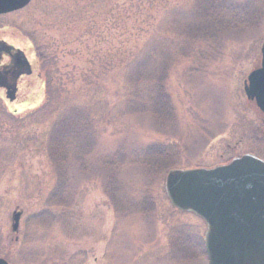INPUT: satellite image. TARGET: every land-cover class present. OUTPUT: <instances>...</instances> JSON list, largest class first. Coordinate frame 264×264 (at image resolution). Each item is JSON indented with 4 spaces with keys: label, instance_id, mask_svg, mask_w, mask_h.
Masks as SVG:
<instances>
[{
    "label": "rangeland",
    "instance_id": "374dc122",
    "mask_svg": "<svg viewBox=\"0 0 264 264\" xmlns=\"http://www.w3.org/2000/svg\"><path fill=\"white\" fill-rule=\"evenodd\" d=\"M204 1L32 0L0 15V39L25 51L33 69L16 101L0 87V257L208 264L206 224L172 204L166 178L264 152L263 124L244 90L262 58L264 0H224L216 23ZM158 83L170 118L151 111ZM75 113L85 124L65 125ZM54 137L68 147L60 156ZM156 143L175 155L151 171L146 149ZM116 153L117 163H104Z\"/></svg>",
    "mask_w": 264,
    "mask_h": 264
},
{
    "label": "water",
    "instance_id": "95a60500",
    "mask_svg": "<svg viewBox=\"0 0 264 264\" xmlns=\"http://www.w3.org/2000/svg\"><path fill=\"white\" fill-rule=\"evenodd\" d=\"M30 2L0 0V14L22 9ZM4 52L12 62L0 67V87L14 100L18 78L30 75L32 68L24 51L0 40V61ZM244 89L248 99L256 100L264 110V43L261 67L251 71ZM166 190L175 207L206 220L209 264H264V160L245 154L211 169H173L167 175ZM21 216L22 211L13 213V231L19 230ZM0 264L10 263L0 257Z\"/></svg>",
    "mask_w": 264,
    "mask_h": 264
},
{
    "label": "trees",
    "instance_id": "16d2710c",
    "mask_svg": "<svg viewBox=\"0 0 264 264\" xmlns=\"http://www.w3.org/2000/svg\"><path fill=\"white\" fill-rule=\"evenodd\" d=\"M132 1H134V0H132ZM203 5L204 6H203L202 11L206 10L207 17L210 16L212 19L211 22L214 23L215 22L214 18L216 16V15H214V12H216V10L223 11L225 9L226 3L224 2V0H205ZM210 9L212 10V12L210 11ZM217 13L218 12H216V14ZM221 15H222V18L220 19L221 21H219V25H222V28H225V27L227 28V26H229L231 24V21H226L224 14H221ZM207 32H208V30H206V28H205L202 34L207 35L208 34ZM36 45H37V47H36L35 51H36L37 55L40 57V60L46 61V55H45L46 52L43 50V48L40 45H38V44H36ZM46 82H47L46 84L48 85L49 80H47ZM157 86H158L157 90L154 91V95H153V102L151 105L152 106L151 111L154 112L158 116L170 118L171 117V106H170V102L168 99L169 98L168 94L164 90V87L161 83H158ZM66 118L67 119L69 118V120H66ZM66 118H64V122H63V123H65V125H70V126L72 125V127L73 126L78 127L77 124H79V123L81 125L85 124L82 122L81 115H78V113L72 114L71 116H67ZM83 119H85V118H83ZM50 149L52 150V153L55 152L56 155L60 156L61 153L64 154V151L68 150V147H65L63 137H60V138L54 137L51 141ZM149 154L156 155L161 160H158V158H157V161L155 163L151 162V164H150V162H148ZM174 155H175V153L171 151L170 146L160 144V143H156V144H153V145L147 147V149H146L147 161L146 162H147V165L149 166L150 170L152 171V169L155 166H157V167H162L163 165L172 166L173 163L171 160L173 159ZM62 160H64V159L62 158ZM118 160H119L118 154L116 153L114 155H111V156L104 158V163L110 165V164L117 163ZM111 182H110V184H111ZM55 196H56V193L54 194V198H55Z\"/></svg>",
    "mask_w": 264,
    "mask_h": 264
},
{
    "label": "flooded vegetation",
    "instance_id": "af4514ba",
    "mask_svg": "<svg viewBox=\"0 0 264 264\" xmlns=\"http://www.w3.org/2000/svg\"><path fill=\"white\" fill-rule=\"evenodd\" d=\"M0 40H2V39H0ZM17 48V47H16ZM13 53H15V50L14 49H12V52H11V54H13ZM28 57V56H27ZM29 59V58H28ZM11 62H12V58H11V56H10V54L9 53H3L2 54V57H1V61H0V67L2 68V67H6V66H9L10 64H11ZM261 66V62H260V65L258 66V67H256V68H259ZM10 76V75H9ZM26 76H28V75H26V74H22L19 78H18V84H19V81H21L24 77H26ZM18 91H19V87H18ZM18 91H17V94H18ZM17 100V96H16V99H15V101ZM252 101V103H254V105H253V110L255 111V116H256V118L258 119V120H260L261 121V123L263 124V126L261 127L262 129L264 128V110L262 109V108H260L258 105H257V102L255 101V100H251ZM250 101V102H251ZM259 144V146L263 149V151H264V138H262L261 139V141L260 142H258ZM249 153H252V154H255V155H257L258 157H260L261 159H263L264 160V152L263 153H256V152H249ZM242 155V154H241ZM194 214V213H193ZM200 217V216H199ZM201 218V217H200ZM204 221V220H203ZM205 222V221H204ZM205 224H206V222H205ZM206 230H207V224H206ZM205 233H206V231H205ZM178 236V235H177ZM178 238V237H177ZM178 245H180L179 246V248H185V246L187 247L188 246V241L187 240H185V239H181V241L180 242H176ZM202 249H204L205 251H206V247H205V239H204V242H203V247H202ZM205 255H207V253L205 252ZM206 258H207V262H208V257L206 256Z\"/></svg>",
    "mask_w": 264,
    "mask_h": 264
}]
</instances>
